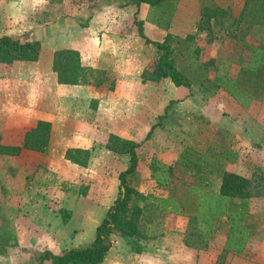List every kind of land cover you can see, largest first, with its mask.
I'll return each instance as SVG.
<instances>
[{"label": "rangeland", "instance_id": "1", "mask_svg": "<svg viewBox=\"0 0 264 264\" xmlns=\"http://www.w3.org/2000/svg\"><path fill=\"white\" fill-rule=\"evenodd\" d=\"M66 1L68 3L89 5L94 4L96 0ZM200 1L202 10L206 7H220L225 13L220 18L227 17L224 21L228 25V28L225 31V35L221 36V38L218 36L211 43H207L206 32H202L201 34L196 33L192 35L190 40H184L185 38L178 39L176 37L169 39L170 46L173 48L170 57L175 62L184 79L189 82L190 87H180L181 89L178 87V89L168 79H163L162 86H157L156 88L152 86V88L144 90L139 88L138 77L134 76H139L137 72L143 64H145L144 70H151L155 62L156 49L151 44H145L144 39L139 36V31L142 30V22L137 20L136 13H133L132 19H129L127 22L125 21L124 29L121 30L124 32L123 35H120V38H123V40L120 39L118 41L117 39L116 42H120L125 47L129 46L128 51H130L131 59L129 64L126 61L124 63L126 69L129 68L131 71L132 78H135L137 82H130V84L123 82V78L120 76L123 70L121 66L119 70H112L111 74L96 73L93 79H95L94 84L99 87L98 91L100 92L101 99L95 103L89 115H82L80 103L71 99L66 106L81 113L82 116H78V122L73 123L70 121L61 131L57 132L43 130V125H40L41 123L36 124L35 130L39 131L37 133L43 134V132H46L48 134L50 132L51 140L55 142V145L48 149L49 153L45 157L26 156V161L22 158L20 166L30 168L31 165L34 167L45 164L47 165L44 173L46 174V178L42 179V176L36 170L35 175L31 177L28 174V179L18 180L15 186H18L20 189L24 182V188L28 191L35 190V195L32 194L35 204L41 197L48 196L49 207H31V210L26 211L24 207H13L12 204L7 203V205H3L0 201V264H35L42 252L49 251H42L44 247L39 246L36 242L33 244L34 247L30 248H20L17 243L16 223L27 219V228H29L32 235H36L31 225L39 224V220L43 218L42 210L46 212L44 218L49 213L50 219L48 221H50V224L59 221L58 226H52L51 224V231H47L42 238L48 244L44 246L49 247L50 252L54 254L64 253L69 247L70 240L74 238L77 224L76 219L81 217L80 207H75L78 205V197H92L94 199L104 195L108 196L107 199H111L112 195L116 197L119 184L117 174L127 168L129 164L128 155L109 151L103 145V142H106V140L110 141V137L121 140L123 139V135H130L138 141L142 140V143L145 144L152 136L150 134L152 132L148 133L149 135L145 141L147 131L142 132V129L139 130L141 124L143 127L146 123L149 124L151 118H154L155 121L156 117L157 126L164 125L169 129L165 132L168 136L172 134L169 131L174 128L175 123L179 125H192L194 127L191 131L180 134L179 141L181 142L179 143H183L182 138L185 142L183 145L188 146L193 151L191 156L198 167L202 166V157L209 152L218 153L225 150L227 154L234 153L236 161L229 162V164L222 162L221 166L223 170L244 175L247 179L251 180L252 186L255 189V192H253L252 197H249V199H233L226 205L231 207L229 212H245L239 221L249 231V235L244 250L240 254L232 251H226L225 254L222 253L229 233L226 217H221L222 219H220L217 225L212 226V232L208 236L209 238L206 239V236L203 234V228L199 227L201 221L198 219L191 221V217L195 212L196 201L200 195L204 194L196 191L195 194L189 192V195H185L188 196L185 200V205L188 207V223L176 222V227L182 229L180 238L184 249L186 246L188 252H178L179 259L176 260L175 264H216L218 262L222 264H264V193H261V191H264L262 190L264 185V128L262 123H260H264V101H256V103H253V107H250L252 103L244 107L242 102L239 104L236 101L242 109L247 111L245 112L244 124L246 125V130L251 128L250 132L253 133L252 136L245 133L246 130L240 133V138L237 137L238 134H235V131L229 133L222 131V129L218 128L220 125H214L219 121L216 122L213 119H216V114H225L224 109H226V102H230V95L224 90L212 86L214 64L213 66L208 64L210 60H214L217 62L219 70H221L220 74L226 70L229 77H236L240 68L247 64L251 54L249 51H253L254 48H263L264 28L257 26L250 27L248 25L250 23L248 22L244 24L242 21L236 20V18L233 20L232 15L236 14L235 17H237L240 8L244 9L245 4L249 6L247 14H261L263 7L259 1L255 2L254 0H221L223 3L221 6L213 5L218 0ZM174 2L176 0H166V3H162L155 7L156 10H152V15L159 17L161 29L163 30H168L172 26L171 23L175 9ZM1 9L5 10L3 6ZM69 13H73L71 7L68 10ZM236 23L238 25L242 24L241 30L238 29ZM226 32L229 33L226 34ZM196 49H198L197 53ZM41 58L43 62L47 61V58ZM61 59L67 67L71 68V59H68L67 55L64 54ZM140 59L144 60L143 63H139L138 60ZM121 62L120 64L122 65ZM5 69V67L0 66V72ZM50 83L49 81L38 83L35 80L25 90L24 88L27 85H20L17 90L20 104H27L25 100L26 95H32L33 100L29 102V105L30 103H34L33 107L37 109H46L53 106L54 100H52V95L56 94L57 91L52 84L48 87ZM143 84H145L144 81ZM179 90H183L184 96L169 100L171 91L176 93ZM75 94L69 92V90H62V95L65 96H74ZM148 97V101H144ZM169 103L171 104L168 106ZM84 108L85 106H83ZM174 108L179 111H174ZM133 111L135 115H132V120L129 121L127 114ZM139 111H142L144 114L140 116ZM147 112L153 115L146 117L145 113ZM154 114H157V116L154 117ZM250 121H253L254 124ZM91 130V134L95 139L94 142H98L92 149L95 153L93 156L94 160L88 162L90 158L89 154L88 159H85L86 157L84 156H77V160L85 163L84 166L74 163L70 165L65 162V155L63 156V154L65 153L66 143L76 144L77 141H80L81 137H86L88 131L90 134ZM46 133L44 134L46 135ZM178 148L181 149V145ZM68 149L70 151L73 150ZM139 150L140 148H137L136 152L138 151V155L140 154L143 165L144 163L146 165L148 154L144 152L145 150H141L139 153ZM155 162L156 160H153L150 166L158 165V161L157 163ZM3 166L9 168V165ZM1 172L0 177L3 178ZM164 174L166 175L167 173L165 172ZM6 182L5 180L3 182L0 181V189L3 188L7 192L10 189L11 182L9 180H6ZM200 183L203 185L201 181L199 182L197 179H194L193 176H188L184 180L181 178L180 181H176V184L181 185L176 193L180 191L185 192L186 187H190L191 185L197 186ZM1 194L4 193L1 192ZM24 194L26 193L24 192ZM15 195L18 196L17 193ZM154 217L157 218L158 214H155L153 208L144 206L142 227L144 230L148 227L149 230L147 232L149 231V233L152 232L153 227L148 223ZM166 224L167 226L163 230L166 233L173 232L174 217L171 216L169 220L167 219ZM37 226L36 232L38 233V230H42V227ZM32 241L34 243L35 240L32 239ZM63 241L68 243L64 245L62 244ZM174 245L176 246L175 242L172 243L170 239L166 241L164 238L162 247L165 259H167L168 254L174 255ZM134 247L136 248V246ZM118 251L117 253L113 252L110 259L115 260L117 258V261L119 260L120 263L124 260L128 261L130 255L125 252V257L123 254L125 250H120V253ZM126 251L128 252V250ZM167 261L166 264H170V261Z\"/></svg>", "mask_w": 264, "mask_h": 264}, {"label": "crops", "instance_id": "2", "mask_svg": "<svg viewBox=\"0 0 264 264\" xmlns=\"http://www.w3.org/2000/svg\"><path fill=\"white\" fill-rule=\"evenodd\" d=\"M164 3H166V0H164L163 4ZM222 4V1L218 0L213 5L221 6ZM2 6L5 10L1 9ZM70 7L73 13L68 14ZM174 7L172 26L170 29L168 28V30H163L161 29L159 17H154L152 15V10H156V8L150 7L143 2L136 7L130 4L129 0H96L94 4L89 5L73 2L68 3L66 0H0V37L9 36L11 39L21 43L38 42L40 45V51L35 61H14L10 65L0 64V66L6 68L0 72V146L9 149H18L9 154L0 153V172L2 171L1 175L3 176V178L0 177V181L3 182L5 180L6 182V180H9L11 182L10 189L7 192L3 188L0 189V191L4 193L1 194L0 192V201L3 205L12 204L13 207H24L26 211L31 210V207H49L48 196L41 197L35 204V199L32 196V194L35 195V190L28 191L24 188V182L20 189L18 186H15V184L20 179H28V174L32 177V175L36 174V170L38 174L42 176V179L46 178V174L44 173L47 165L43 164L34 167L31 165L30 168H24L20 166V163L22 162V158L26 161V156L45 157L46 154L49 153L48 149L54 146L55 142H52L50 132L48 134L43 132V135L46 133L47 143L43 151H35L24 146L25 138L30 133L39 132L35 130L37 123L43 125V130L61 131L68 122H78V116L89 115L95 103L101 99L100 92L98 91L99 87L94 84L95 79L87 80L86 83L71 85L59 83L58 75L63 73L62 66L65 64L59 61L60 68L59 66L58 69L56 67L54 68L55 54L64 51L75 52L78 55L81 67L92 69L97 73L101 72L106 75L108 73L111 74L112 70H119L121 66L123 70L120 76H122L123 82H126V84L137 82L135 78H132L133 75H131V71L129 68L126 69L124 63V61H126L129 64L131 59L130 51H128L129 46L125 47V45L120 42H116L117 39L118 41L120 39L123 40V38H120V35L124 34V32L121 31L124 29V22L132 19L133 13H136L137 20L142 22L141 27L144 36L152 42H162L168 35L178 39H184L188 36L195 35L202 13L201 1L176 0V2H174ZM241 9L242 7L240 8V12L237 13V17H235L236 14L232 15L233 20L240 16ZM218 18V24L216 26H213V21H211L215 39H217L218 36L221 38V36L225 35V31L228 28V25H226L224 21L227 17L223 19L220 17ZM242 23L247 24L244 21ZM223 24L225 25L223 26ZM241 25L242 24L238 25L239 30L242 28ZM248 25L250 27H259L257 24ZM227 33L229 32H226V34ZM41 57L47 58V61L43 62ZM138 61L139 63H143L144 60L142 61V59H140ZM143 68H145V64L138 70L137 74L139 76H134L138 77L139 88L141 90L150 89L152 86L154 88L162 86L163 79H160L158 82L147 81L143 84L141 79ZM35 80H37L38 83L49 81L51 83L48 87L52 84L56 88L57 93L52 95V100H54L53 106L46 109H37L33 107L34 103H30L29 105V102L33 100L32 95H26L25 100L27 104H20L17 92L19 86H23V84L27 85V87L24 88L25 90L29 88V85L34 83ZM22 82L24 83L22 84ZM63 89L76 94L74 96L62 95ZM179 96H184L183 90H179L176 93L171 91L169 100H174V98ZM71 99L80 103L82 106V115L80 112H77V110L67 108L66 105ZM148 99L149 97L145 98L144 101L146 100L147 102ZM229 100L230 102H226V109H224L225 114H216V119L213 120L219 122L214 125H220L218 128L222 129L224 132L229 133L235 131V134H238L237 137L240 138V133L246 130L244 117L247 111L242 109L239 105L241 102H238L232 96L229 97ZM261 101H264V91ZM251 103L250 107H253L252 105L256 103V101H252ZM83 106H85L84 109ZM174 111L179 110L174 108ZM139 112L140 116L144 114L142 111ZM132 115H135L134 111L127 114L129 121L132 120ZM151 115L153 114L150 112L145 113L146 117H150ZM156 116L157 114H154V117ZM156 118L155 121L154 118H151L149 124L146 123L143 127L141 124L139 130L142 129V132L147 131L145 141L147 140L148 133L152 132L150 133L152 136L150 135V139H148L145 144L142 143L141 139V141H138L135 137L130 135H123L122 138L123 140L139 143V153L141 150H145L144 152L148 154L146 158L147 163L143 165L140 154L138 155V151L136 152L138 164L134 174L130 177V185L139 194L146 197L147 204H151L153 211L158 213V217L155 218V216L154 219L148 223L153 227V230L149 233V231L147 232V230H149L148 227L145 229L147 238L134 241V238L124 235L113 236L111 247L102 264H166V262H168L167 260L170 261V264H175L176 260L179 259L178 252H188L186 246L184 249L180 238L182 229L176 227V222L188 223V207L185 205V200L188 196L185 195H189V192L195 194V192L198 191L202 192L205 196H217L219 193L221 176L222 173L225 172L221 163L224 162L225 164H229V162L236 161V155L234 153L227 154L226 151L223 150L218 153H207L206 155L208 156L205 155L202 157V166H196V163H194L195 160H193L191 156L193 151L190 150L188 146L183 145L185 142L182 138L181 140L183 143H179L181 142L179 141L180 134L189 132L194 127H192V125H179L175 123L174 128L169 131L172 134L168 136L165 132L169 129L164 125L157 126ZM250 122L254 124L253 121ZM260 123H262L264 128V123ZM250 130L251 128L246 130L245 133L252 136L253 133H251ZM91 132L92 130L89 134L88 131L86 137H81L80 141H77L76 144H69L67 142L65 145V152L68 148L88 151L90 154L88 162H92L95 154L92 149L98 142H94L95 139ZM106 142H108V140H106ZM106 142H103L104 146ZM179 145H181V149L178 148ZM64 155L65 153L63 156ZM153 160H156L155 163L158 161V165L155 164L150 166ZM65 162L70 165L72 164V162L66 159ZM3 165H9V168H5ZM152 169L155 172H153ZM165 172L167 173L166 175L164 174ZM236 174L244 176L240 173ZM188 176H193L194 179H197L199 182L201 181L203 185H201V183L197 186L191 185L185 188V192L180 191L176 193L181 186L176 184V181H180L181 178L184 180V178H188ZM159 178L166 179L164 185L158 186L156 184V179ZM24 192L26 194H24ZM16 193L18 196L15 195ZM116 197L113 195L111 199H107L108 196L105 195L95 199L92 197H78V205L75 207H80L79 211L81 217L76 219L75 235L74 238L70 240L69 247L66 250L73 247L86 246L91 243L94 238V230L103 219L106 211L112 205ZM165 200H170L171 204L174 205V211H177V213L161 211L164 210V204L168 203L165 202ZM170 208L171 207H168V209ZM45 214L46 212L42 210L43 218L39 220V224H37L42 227V230H38L37 233L38 226L31 225L36 235H32L29 228H27V219L16 223L18 247H34L33 244L36 242L39 246L44 247L42 251H51L49 247H45L48 244L43 241L42 238L47 231H51L52 226H58L59 221L53 224L51 223V226L50 221H48L50 219L49 213L44 218ZM171 216L174 217V231L166 233L163 229L167 226V219L169 220ZM23 223L25 224L23 225ZM164 238L166 241L170 239L172 243H176V246L174 245V255L168 254L167 259H165L163 254L162 245ZM32 239L35 240L34 243ZM66 243L68 242H62L64 245ZM134 246H136V248ZM118 250H125L123 253L125 257L126 253L130 255L128 261L124 260L120 263L119 260L117 261V258L115 260L110 259L111 254L113 252L117 253ZM126 250H128V252ZM119 251L118 253H120ZM171 253H173V251H171Z\"/></svg>", "mask_w": 264, "mask_h": 264}, {"label": "trees", "instance_id": "3", "mask_svg": "<svg viewBox=\"0 0 264 264\" xmlns=\"http://www.w3.org/2000/svg\"><path fill=\"white\" fill-rule=\"evenodd\" d=\"M254 1H259L263 7L261 14H247L249 6L245 4V8L242 9L240 16L236 20H243L245 23L248 22L253 25L257 24L259 27H264V0ZM142 2L148 4L150 7H157L164 0H129V3L136 7ZM222 14L225 13L220 8L206 7L202 10L197 34L206 32L207 43L215 39L211 21H213V26H216L218 24V17L222 16ZM139 36L144 39L145 44H151L156 49L155 62L151 70H144L142 72V81L158 82L160 79H168L175 87H190L189 82L184 79L175 62L170 57L173 51L169 42L171 36H166L162 42L150 41L144 36L142 30L139 31ZM191 37L188 36L184 40H190ZM39 51L40 45L38 42L21 43L11 39L9 36L0 37V64L10 65L14 61H35ZM197 52L198 49H196ZM249 53L251 54L247 64L240 68L235 78L229 77L226 70L220 74L221 70H219L216 61L210 60L208 63L212 66L214 64L212 86L224 90L238 102H242L244 107H247L252 101H260L264 91V45L263 48H254ZM64 54L67 55L68 59H71L72 66L69 68L64 63L65 65L62 66L63 73L58 75L59 83L71 85L86 83L87 80L93 79L97 72L81 67L78 55L75 52H57L54 56V68L58 69L59 61L63 62L61 57ZM110 138V141L105 145L106 148L113 153L128 155L129 165L118 174L117 197L106 211L101 222L97 225L96 230H94L95 236L93 240L86 246L73 247L62 254L44 251L39 255L35 264H102L111 247L113 236L124 235L134 238V241L147 238V234L142 227L144 206L151 207V204H147L146 197L139 194L130 185V177L134 174L138 164L136 149L140 144L114 137ZM46 143L47 137L45 134L30 133L25 138L24 146L31 150L43 151ZM16 150L18 149L0 146V153L2 154H9ZM71 151L69 149L66 150L65 159L74 164L84 166L85 163L77 160V156H84L86 157L85 159H88L89 152L79 149ZM165 182V178L156 179L158 186L164 185ZM262 188L264 190V185ZM253 192H255V189L250 179L233 172H223L218 195L215 197L200 195L196 201L195 212L191 217V221L195 219L201 221L199 227L203 228V234L207 239L212 232V226L217 225L220 219H222L221 217H226L229 233L222 253L225 254L226 251H232L240 254L244 250L249 235V231L239 221L245 212H229L231 207L226 205L233 199H249V197H252ZM261 193L263 194L264 191H261ZM165 202L168 203L164 204V210L160 209L161 211L177 213V211H174V205L171 204L170 200H165ZM168 207L171 208L168 209Z\"/></svg>", "mask_w": 264, "mask_h": 264}]
</instances>
